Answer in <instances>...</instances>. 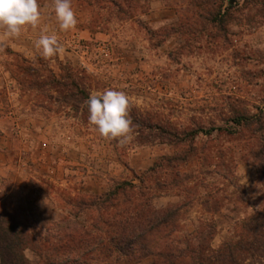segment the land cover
<instances>
[{
    "label": "rangeland",
    "instance_id": "rangeland-1",
    "mask_svg": "<svg viewBox=\"0 0 264 264\" xmlns=\"http://www.w3.org/2000/svg\"><path fill=\"white\" fill-rule=\"evenodd\" d=\"M38 4L37 28L0 29V226L18 257L264 264V0H71L69 31ZM42 33L64 53L45 59ZM105 90L129 97L126 143L88 121Z\"/></svg>",
    "mask_w": 264,
    "mask_h": 264
},
{
    "label": "clouds",
    "instance_id": "clouds-1",
    "mask_svg": "<svg viewBox=\"0 0 264 264\" xmlns=\"http://www.w3.org/2000/svg\"><path fill=\"white\" fill-rule=\"evenodd\" d=\"M54 12L60 29L69 31L78 23L71 0H54ZM41 21L38 0H0V29L8 37H19L26 27L37 28ZM41 55L51 58L65 49L56 35L41 34L36 43ZM88 121L106 139L126 143L133 131L129 116V97L122 91L105 90L90 94L86 101Z\"/></svg>",
    "mask_w": 264,
    "mask_h": 264
},
{
    "label": "trees",
    "instance_id": "trees-1",
    "mask_svg": "<svg viewBox=\"0 0 264 264\" xmlns=\"http://www.w3.org/2000/svg\"><path fill=\"white\" fill-rule=\"evenodd\" d=\"M153 170V167L150 168L147 172H150ZM141 195V191H137ZM106 199V198H105ZM97 202L104 203L103 199H100V197L97 199ZM173 214V212H170V210H167L166 212V218ZM3 220V219H2ZM165 218L161 220L160 223H165ZM150 230L152 227L149 228ZM16 243L15 241L9 240L7 237V231L0 226V261L1 264H25L23 259L18 257L17 252L15 251ZM162 257H170L169 253H164ZM230 262H232L230 260Z\"/></svg>",
    "mask_w": 264,
    "mask_h": 264
}]
</instances>
